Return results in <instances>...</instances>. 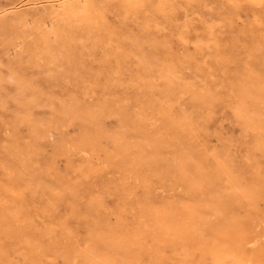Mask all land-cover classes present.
I'll list each match as a JSON object with an SVG mask.
<instances>
[{
    "label": "rangeland",
    "instance_id": "rangeland-1",
    "mask_svg": "<svg viewBox=\"0 0 264 264\" xmlns=\"http://www.w3.org/2000/svg\"><path fill=\"white\" fill-rule=\"evenodd\" d=\"M31 1L0 0V18L17 22L35 37L46 31L59 33L75 63H67L54 51L45 64L33 60L28 47L10 50L0 39V220L4 215L0 221V264H68L69 253L78 251L95 259V264H148L146 246L140 243L128 258L104 255L108 245L140 223L143 213L168 215L184 224L200 218L217 226L226 225L229 215L228 219L240 220L242 227L223 226L228 235L218 228H205L203 245L189 235L191 258L208 264L221 251L227 258L223 250L229 247L224 243L231 239L253 264H264V0L260 4L249 1L250 5L245 0H237V4L236 0H227L228 4L226 0H177L181 5L168 18L156 9L126 14L115 3L100 2L94 6V20L82 31L81 40L69 39L62 30L66 19L62 5L40 0V5L33 6ZM156 1L148 0V4L153 6ZM147 10L155 17L151 26ZM43 21L54 28H47ZM210 37L216 45L206 47ZM33 42L26 41L28 45ZM242 73L258 74V81L249 85L250 92L233 93V79L237 75L242 78ZM192 86L210 88L218 99L203 105L194 97L197 88ZM183 114L190 116L187 122L182 120ZM32 120L41 121L48 129L43 148H32L37 167L51 171L53 166L61 174L68 171V160L57 159L55 148L69 146L84 134L93 136L102 126L111 133L125 130L130 137L143 129L149 141L130 138L139 145L123 155L119 144L106 138L101 140L104 150H90L89 154L73 150V164L91 170L88 178L69 173V179L79 187L77 198L70 195L68 186L54 191L39 189L36 181L24 174L22 153L12 151L9 145L17 137L23 150L28 148ZM150 143L159 147L161 157L152 162L142 153L140 179L131 172L132 157L135 152H147ZM52 171L53 175L55 169ZM223 188L226 191L220 193ZM213 193L229 200L232 212L227 216L212 211ZM7 206L22 209L19 220L6 213ZM218 221L222 223H215ZM8 224L30 234L34 242L8 236ZM51 229L53 234H49ZM41 240L57 249L46 253ZM171 254L167 250L166 264H179ZM75 263L82 264L81 258Z\"/></svg>",
    "mask_w": 264,
    "mask_h": 264
},
{
    "label": "bare ground",
    "instance_id": "bare-ground-1",
    "mask_svg": "<svg viewBox=\"0 0 264 264\" xmlns=\"http://www.w3.org/2000/svg\"><path fill=\"white\" fill-rule=\"evenodd\" d=\"M47 1V0H45ZM48 1H52L56 7H59L60 5L63 6V15L66 17V19L64 20V25L62 27V30L65 31L66 35L72 39H83L84 38V34L82 31H86V26L89 24L90 21L94 20V6L98 5V3L102 2L105 3L107 5L113 4L115 3L116 6H118L119 8L123 9L126 14L127 13H132L134 15H138V13L140 12V9L142 8H146V9H156L160 12H163L166 14L165 18L170 17L173 13H175L176 8H178L179 5H181V3L177 0H157L154 4L155 5H150L148 4V0H48ZM231 0V3H233ZM249 3H256V4H260L262 2V0H245V2ZM32 5L33 6H38L41 4L40 0H32ZM227 4L229 1H227ZM237 2L234 1V4ZM242 3L244 1H241ZM249 3V5H250ZM264 3V2H263ZM233 4V5H234ZM237 4V3H236ZM241 4V3H238ZM244 4V3H243ZM149 5V6H148ZM230 5V3H229ZM43 6V5H42ZM235 6V5H234ZM239 6V5H238ZM256 6V5H254ZM242 7V5H241ZM259 7V6H258ZM235 8V7H234ZM237 8V7H236ZM235 8V10H236ZM263 8V7H262ZM28 10V9H27ZM264 11H262L263 13ZM146 16H147V21H148V25L151 26L153 25V23L155 22V17H150L151 13L150 11H146ZM264 14V13H263ZM24 15V14H23ZM30 15V14H29ZM32 17V16H31ZM258 17V16H256ZM25 18V17H24ZM28 19V18H27ZM25 20V19H24ZM29 20V19H28ZM32 20V19H31ZM40 20V19H39ZM38 20V21H39ZM213 20V19H212ZM27 21V20H26ZM210 21V20H209ZM256 21V20H255ZM261 21V20H260ZM42 22V21H41ZM45 22V21H43ZM208 23V22H207ZM210 23V22H209ZM212 23V22H211ZM28 24V23H27ZM25 24V25H27ZM43 24V23H42ZM261 24V22H260ZM47 28H51L53 29L54 26L49 24H46ZM43 26V25H42ZM27 27V26H25ZM38 27V26H37ZM229 27V26H228ZM255 27V25H254ZM201 29V28H200ZM254 30V29H253ZM55 31V29H54ZM59 33H55V32H49L46 31L44 33L41 34L40 37H35L33 36L32 31H29L28 29L25 30L22 28V26H20L17 22L15 21H10V19L7 18H0V39L1 41L8 45L10 50H15V49H19V48H29L30 51L32 52L31 54L34 56H30L33 58V60L36 59H41L44 60V63L46 64L47 61L51 60L52 54L54 53V51H57L60 58L61 59H65L67 61V63L73 65V63H75L74 58L69 54V47L68 45H62V43L60 42V35H58ZM209 35V34H208ZM211 36V35H210ZM217 36V35H216ZM221 36V35H220ZM208 37V36H207ZM206 37V39H207ZM218 37V36H217ZM263 37V36H262ZM209 38V37H208ZM223 38V36H222ZM252 38V37H251ZM33 39L34 42L30 45H28L26 43V41ZM254 39V38H253ZM227 40V39H226ZM258 40V39H257ZM257 40H255L257 42ZM264 40V39H263ZM220 41V40H219ZM222 42V41H220ZM198 45V44H197ZM204 45L206 47H211V45H216L215 44V40L212 39V37H210V39L208 41H206L204 43ZM216 48V47H214ZM218 48V47H217ZM224 48V47H223ZM191 49V48H189ZM206 49V48H205ZM28 50V49H27ZM195 50V49H194ZM17 51V50H16ZM22 51H24L22 49ZM196 51V50H195ZM223 51V50H222ZM27 52V51H26ZM208 52V50H207ZM17 54V53H16ZM212 54V53H211ZM18 55V54H17ZM21 55V54H20ZM24 55V53H23ZM209 56V53L207 54ZM213 55V54H212ZM27 56V55H26ZM199 56V55H198ZM202 56V55H201ZM57 57V56H56ZM206 57V56H205ZM222 57V56H220ZM227 57V56H226ZM24 59V58H23ZM27 60V59H26ZM206 60V59H205ZM203 60V61H205ZM217 60V59H216ZM25 61V59H24ZM30 61V60H29ZM38 61V60H37ZM230 62V61H229ZM31 63V62H30ZM29 63V64H30ZM43 63V62H42ZM43 63V64H44ZM206 63V62H205ZM44 64V65H45ZM51 64H53L51 62ZM207 64V63H206ZM38 65V64H36ZM43 65V66H44ZM218 65V64H217ZM228 65V64H227ZM33 66V65H32ZM222 65H220L221 68ZM229 67V65H228ZM213 69V68H212ZM223 69V68H222ZM225 69V68H224ZM214 70V69H213ZM228 70V69H227ZM226 70V71H227ZM230 70V69H229ZM224 72V70H223ZM254 72V71H252ZM222 73V71L220 72ZM228 74V72H225ZM52 74V72H51ZM219 74V73H218ZM244 74V73H242ZM48 76V74H47ZM200 76V75H199ZM226 76V75H225ZM258 74L255 73H250L247 75H242V78L239 77L238 75L235 77V79H233V83H232V91L233 93L239 92H250V88L249 85H252L256 80L258 81ZM177 78V77H175ZM224 78V77H223ZM227 78V77H226ZM264 79V77H263ZM20 82V81H19ZM18 83V82H16ZM220 83V82H219ZM26 84V83H25ZM257 86V85H256ZM191 88H197L195 86H192ZM201 88V87H200ZM252 92V91H251ZM238 94V93H237ZM252 94V93H251ZM254 94V93H253ZM263 94H264V83H263ZM13 95V94H12ZM193 95L194 97L198 100V102H200L203 105H207V104H211L214 100L218 99V94L211 90L210 88H202L201 90L195 89L193 91ZM236 95V94H234ZM240 96V94H238ZM20 96V95H19ZM35 95H33L34 97ZM22 97V96H21ZM24 98V97H23ZM237 98V97H236ZM32 99V98H31ZM193 99V97H192ZM238 99V98H237ZM15 100V99H14ZM28 100V99H27ZM256 100V99H255ZM19 101H23V100H19ZM127 101V100H126ZM17 102V101H16ZM37 101H35L36 103ZM103 102V101H102ZM257 102V101H256ZM21 103V102H20ZM19 103V104H20ZM38 103V102H37ZM261 103V102H260ZM18 104V103H17ZM23 104V103H21ZM40 104V102H39ZM262 104V103H261ZM42 105V104H41ZM45 105V103H44ZM260 105V104H259ZM40 106V105H39ZM43 106V105H42ZM46 106V105H45ZM167 106V105H166ZM175 106V105H174ZM262 106V105H261ZM21 107V106H20ZM255 107V106H254ZM181 108V107H180ZM106 109V108H105ZM138 109V108H137ZM262 109V108H261ZM17 111V110H16ZM15 111V112H16ZM256 111V110H255ZM19 112V111H18ZM178 112V111H177ZM20 113V112H19ZM255 113V112H254ZM262 113V112H261ZM247 114V113H246ZM126 115V114H125ZM124 115V116H125ZM184 115V114H183ZM254 115V114H253ZM173 116V115H172ZM182 116V115H181ZM262 116V115H261ZM248 117V116H247ZM160 118V117H159ZM178 118V117H176ZM262 118V117H261ZM21 119V118H20ZM58 119V118H57ZM56 119V121H57ZM145 119V118H144ZM157 119V118H155ZM190 119V116L185 114L182 118V120L184 122H187ZM251 119V118H249ZM159 120V119H158ZM166 120V119H165ZM169 120V119H168ZM192 120V119H191ZM160 121V120H159ZM158 121V123H159ZM263 121V120H262ZM261 121V122H262ZM16 122V119H15ZM55 122V121H54ZM150 122V121H148ZM157 122V120H156ZM175 122V121H174ZM254 122V121H253ZM258 122V121H257ZM260 122V121H259ZM264 122V121H263ZM48 123V122H45ZM61 123V122H60ZM64 123V122H63ZM69 123V122H68ZM171 123V122H170ZM255 123V122H254ZM57 124V122H56ZM59 124V123H58ZM96 124V123H95ZM175 124V123H174ZM264 124V123H262ZM47 125V124H46ZM60 125V124H59ZM103 125V124H102ZM126 125V124H125ZM193 125V124H192ZM257 125V124H256ZM261 125V124H260ZM13 126V125H12ZM30 126V144H28V148L24 149L21 147L19 140L16 137V139L14 138L13 141L10 142L9 148L16 152L18 154V152L22 153L20 155L23 156L22 159V168L24 170V174H28L30 177H32L36 183L40 186L37 187V189H45V188H50L49 190H58L61 187L64 186H68V188H70L71 194L74 197H79V187L77 184L73 183L72 180L69 179V173L73 172V173H78L80 175V177H86L88 178L89 176H91L88 172L91 171L90 169L87 170L86 169H80L77 165L73 164V161L71 159L70 153L73 150H76L78 152H82L87 153L88 151L92 150V151H96V150H104V148L102 147L101 144V140L103 138H106L108 141L113 142L114 144L117 143L120 146L119 149V154L123 155L124 153H129L135 146H138L139 142H148L149 141V136L147 135V132H145L143 129H138L133 136L130 137V135L127 134V131H122L121 133H111L108 132L107 130H105L103 128V126L101 127V129H98L96 131V134L93 136H86L84 134V136L80 137L78 140L68 144L69 146L66 145H60L57 148H55L56 150V158H66L68 160V171H66V173L61 174L59 170H57V168H54L53 166L49 168V170L52 171V169H55V173L52 175L50 172L48 171V169L44 170L42 168H38L37 167V163L35 162V159L33 157L34 155V151L32 150V148L37 149V148H43L42 147V140L47 136L48 134V129L47 127L41 122V121H36V120H32L29 123ZM156 126V125H155ZM255 126V125H254ZM51 127V126H50ZM60 127V126H59ZM154 127V126H153ZM177 127V126H176ZM259 127V126H258ZM263 127V125H262ZM261 127V128H262ZM58 128V127H57ZM123 128V127H122ZM128 128V127H127ZM152 128V127H151ZM264 128V127H263ZM258 129V128H257ZM56 130V129H55ZM58 131V130H57ZM121 131V130H120ZM262 131V130H261ZM263 132V131H262ZM161 134V133H160ZM65 135V134H64ZM262 135V134H261ZM59 137V136H58ZM68 138V137H67ZM133 139L136 141H132L130 142L129 140ZM25 139V138H24ZM70 139V138H68ZM67 139V140H68ZM29 140V139H28ZM72 140V139H71ZM70 140V141H71ZM105 140V139H104ZM102 140V141H104ZM154 140V139H153ZM172 140V138H171ZM151 141V140H150ZM160 141V140H159ZM8 143V142H7ZM116 144V145H117ZM138 144V145H137ZM143 144V143H142ZM141 144V145H142ZM58 145V144H57ZM108 145V144H107ZM7 147V145H5ZM105 146V144H104ZM162 146V145H161ZM56 147V146H55ZM109 147V146H108ZM114 147V146H113ZM164 147V146H163ZM54 148V147H53ZM52 148V149H53ZM117 148V147H116ZM161 148V147H160ZM5 149V148H4ZM110 149V148H109ZM184 149V148H183ZM8 150V149H7ZM6 150V151H7ZM10 150V151H11ZM23 150V152H22ZM41 150V149H40ZM177 150V149H176ZM182 150V149H181ZM185 150V149H184ZM260 150V149H259ZM5 151V150H4ZM4 151L2 153H4ZM43 151V149H42ZM110 151V150H109ZM160 149L157 145L150 143L149 145V150L146 151H142L141 153H134L133 157H132V173L134 174V176H138V178L141 176L140 174V169H139V165L143 162V158L144 155L143 154H147L146 156H148V158L150 159V161L159 157V152ZM55 152V151H54ZM11 153V152H10ZM14 153V154H16ZM143 153V154H142ZM185 153V151H184ZM195 153V152H194ZM199 153V152H198ZM1 154V153H0ZM16 154V155H17ZM80 154V153H78ZM89 154V153H87ZM200 154V153H199ZM202 154V153H201ZM11 155V154H9ZM13 155V154H12ZM82 155V154H81ZM189 155V154H188ZM55 156V155H54ZM85 156V155H84ZM88 156V155H87ZM126 156V155H125ZM124 156V157H125ZM198 156V155H197ZM15 157V155H14ZM18 157V155L16 156ZM91 156H89L90 158ZM121 157V156H120ZM122 157V159L124 158ZM161 157V156H160ZM159 157V158H160ZM184 157V156H183ZM187 157V156H186ZM190 157V156H188ZM203 159L204 156H200ZM20 158V157H19ZM126 158V157H125ZM15 159V158H14ZM21 159V158H20ZM57 159H53L56 161L57 163ZM184 159V158H183ZM19 160V159H18ZM78 160V159H77ZM188 160V158H187ZM190 160V159H189ZM188 160V161H189ZM14 161V160H13ZM54 161V162H55ZM107 161V160H106ZM112 161V160H111ZM110 161V163H111ZM146 161V160H145ZM156 161V160H154ZM186 161V160H185ZM19 162V161H18ZM180 162V161H179ZM2 163V162H1ZM20 163V162H19ZM109 163V162H106ZM150 163V162H149ZM187 163V162H186ZM5 164V163H3ZM12 164V163H11ZM21 164V163H20ZM19 164V165H20ZM55 164V163H54ZM53 164V165H54ZM93 164V163H92ZM114 164V163H113ZM112 164V165H113ZM127 164V163H126ZM56 165V164H55ZM105 165V164H104ZM128 165V164H127ZM180 165V164H179ZM14 166V165H13ZM21 166V165H20ZM108 166V165H107ZM119 166V165H118ZM117 166V167H118ZM122 166V165H121ZM187 166L192 169V166L189 164V162L187 163ZM3 167V166H2ZM174 167V166H173ZM15 168V167H14ZM19 168V167H18ZM203 168V167H202ZM215 168V167H214ZM221 168V167H220ZM5 169V168H4ZM7 169V168H6ZM5 169V170H6ZM17 169V166H16ZM96 169V168H95ZM119 169V168H118ZM120 169H127V168H121ZM258 169V168H256ZM261 169V168H260ZM21 170V169H20ZM98 170V168H97ZM184 170V168L182 169ZM210 170H213V168ZM209 170V171H210ZM215 170V169H214ZM222 170V168H221ZM11 171V170H10ZM16 170L14 169L15 172ZM95 171V170H94ZM128 171V169H127ZM186 171V170H185ZM218 171V170H217ZM8 172V169H7ZM26 172V173H25ZM53 172V171H52ZM130 172V170H129ZM130 172V173H131ZM214 172V171H211ZM210 172V173H211ZM129 173V174H130ZM188 173V172H187ZM216 173V172H215ZM6 174L7 173H3ZM13 174V173H12ZM16 174V173H15ZM23 174V173H22ZM176 174V172H175ZM185 174V173H184ZM228 174V173H227ZM27 175V176H28ZM210 175V174H209ZM220 175V174H219ZM223 175V174H222ZM8 176V175H7ZM9 176H11V174L9 173ZM190 176V175H189ZM218 176V175H217ZM227 176V175H226ZM6 177V176H5ZM16 177V176H15ZM212 177V176H211ZM208 178L212 179V178ZM225 177V176H224ZM223 177V178H224ZM11 178V177H10ZM22 178V177H21ZM20 178V179H21ZM29 178V177H28ZM71 178V177H70ZM137 178V177H135ZM137 178V179H138ZM221 178V177H220ZM16 179V178H15ZM13 179V180H15ZM18 179V181L20 180ZM25 179V178H24ZM24 179L22 180L23 182ZM129 179V178H128ZM140 179H143L142 177H140ZM215 179V178H214ZM230 179V178H229ZM2 180V179H1ZM231 180V179H230ZM27 181V180H26ZM29 181V180H28ZM210 181V180H209ZM219 180H217L216 182H218ZM140 182V181H139ZM144 183V181H142ZM233 182V181H232ZM3 183V182H1ZM29 183V182H28ZM32 185L35 183H33L31 181ZM212 183V181H211ZM210 183V184H211ZM13 184V183H12ZM213 184V183H212ZM211 184V185H212ZM218 183H215L214 185H216ZM253 184V183H252ZM234 185V184H232ZM238 185V184H237ZM236 185V186H237ZM2 186V184H1ZM14 186L15 183H14ZM26 186H27V182H26ZM29 186V184H28ZM144 186V185H143ZM210 186V185H209ZM208 187V186H207ZM217 187V186H216ZM223 187V186H222ZM221 187V188H222ZM231 187V186H230ZM4 188V186H3ZM220 188V189H221ZM234 188V187H232ZM35 189V188H33ZM36 189V190H37ZM46 190V189H45ZM66 190V189H65ZM226 191V189H222V191L220 193H222L223 191ZM235 190V189H234ZM233 190V191H234ZM238 190V189H237ZM245 191V188L243 189ZM41 191V190H40ZM39 191V192H40ZM64 191V189H63ZM232 191V192H233ZM236 191V190H235ZM59 192V191H58ZM57 192V193H58ZM61 192V191H60ZM188 192L191 193V191L189 190ZM219 192V191H218ZM217 192V193H218ZM231 192V193H232ZM240 192V191H238ZM56 193V192H55ZM216 193V194H217ZM218 193V194H220ZM242 194V192H240ZM48 194V193H45ZM53 195V193H51ZM213 193V195H216ZM238 194V193H236ZM240 194V195H241ZM232 195V194H231ZM50 196V193H49ZM212 196V194H211ZM211 196H208L209 198H211ZM234 196V194L232 195ZM238 197V196H237ZM240 197V196H239ZM243 197V196H242ZM226 197L221 194L219 196L216 195V197H214L211 201H210V207L212 209V211L216 214L221 213L222 215H225L226 213H231L232 211L229 210V206H228V202L229 200L225 199ZM236 198V197H235ZM234 198V199H235ZM239 199V198H238ZM245 199V198H244ZM208 201V203H209ZM245 201V200H244ZM239 202V201H238ZM243 202V201H241ZM247 203V201H246ZM237 204V202H236ZM5 205V204H4ZM3 206V205H2ZM14 206V205H13ZM11 206H7L6 209V213H10L12 214L13 218H16L19 220L20 215L22 214V209L21 208H14ZM5 207V206H4ZM249 207V206H248ZM4 209V208H3ZM231 211V212H230ZM5 212V211H4ZM141 213V212H140ZM238 213V211H237ZM256 213V212H255ZM254 213V214H255ZM2 214V213H1ZM4 214V213H3ZM226 214V216H227ZM214 215V214H213ZM232 215V214H231ZM256 215V214H255ZM4 216V215H3ZM2 216V218H3ZM217 216V215H216ZM229 216V215H228ZM227 221L228 223L226 225H223L222 221V226H217L215 225L213 222H209L205 221L204 219H193L192 221H190L187 224L182 223L179 220L174 219L173 217H170L168 215H153V214H144L142 216V220L140 221V223L134 227V229H132V231L128 232L126 235H124L122 237V239H119V241L117 243H114L112 245H108L106 251H104V255H106V257H111L113 256H119L121 258H128L131 255V251L133 248H135L136 244H143L146 246L147 249V253H148V257H149V262L148 264H166V257H167V250H171L172 254H173V260L179 262V264H207L206 262H202V261H195V259L191 258V255L189 253V235L194 239V240H201L200 245H203L202 243L204 242V230L205 228H211V229H220L221 232H223L224 234H227L228 231L225 230L223 231V226L225 227H230V228H241L242 227V222L240 220H236V219H228ZM259 216V215H258ZM257 216V217H258ZM11 217V218H12ZM1 218V220H2ZM209 218V217H208ZM218 218V217H217ZM225 218V217H224ZM225 218V219H226ZM256 218V217H255ZM258 218H261L258 217ZM257 220H261L258 219ZM220 219V218H219ZM218 219V220H219ZM0 220V221H1ZM216 220V218H215ZM214 220V221H215ZM263 221V219H262ZM11 223V222H10ZM215 223H219L215 222ZM219 223V224H221ZM5 224V223H4ZM12 224V223H11ZM8 224L7 229H6V233L8 236H14L17 239H19L21 242L25 241V238H27V240L29 242H34L33 237L30 234L25 233L24 231L20 230L18 228V226H14ZM218 224V225H219ZM263 224V222H262ZM4 228V227H3ZM120 230L122 229V227H119ZM232 229V230H233ZM54 229H51L49 234H53L54 233ZM216 232V231H215ZM218 233V232H216ZM45 234V233H44ZM245 234V233H243ZM228 235V234H227ZM26 240V241H27ZM12 241V239H11ZM42 241V240H41ZM198 242V243H199ZM257 243V242H256ZM14 244V243H13ZM16 244V243H15ZM26 244V243H25ZM226 246H228V249L223 250L226 253V257H224V253L221 252H216L213 255V258L211 260L210 263L208 264H253L252 260L245 257L244 254L242 252L239 251V245H237L238 243L233 242L231 239H225V243ZM45 248V252L49 253L51 250L57 249L56 248H52L51 245H49L46 241H42L40 247ZM250 246V245H249ZM254 246V244H253ZM233 247H236L237 249L234 250ZM28 248V247H26ZM30 248V247H29ZM39 248V247H38ZM103 248V247H102ZM94 249V248H93ZM44 250V249H43ZM80 250V249H79ZM55 251V250H54ZM62 251V250H61ZM96 251V250H94ZM99 251V250H98ZM34 252H36L34 250ZM63 252V251H62ZM76 252V251H75ZM87 252V251H86ZM30 253V252H29ZM66 254V252H64ZM88 253V252H87ZM92 253V250H91ZM101 253V252H100ZM52 254V253H51ZM93 255H96L94 253H92ZM171 254V255H172ZM50 255V254H49ZM61 256V255H60ZM100 256V255H98ZM97 256V257H98ZM45 257V256H44ZM69 260H68V264H73L75 262V260L81 258L82 264H95L94 260L91 259V257L89 258L88 256L85 255H81L78 251V253H69L68 255ZM94 257V256H93ZM34 259V258H33ZM102 259V258H100ZM45 260V259H44ZM98 261L96 260V263ZM104 262V261H103ZM102 262V263H103ZM78 263V262H77ZM35 264V261L34 263ZM76 264V263H75ZM98 264V263H97ZM100 264V263H99ZM104 264V263H103ZM260 264V263H257Z\"/></svg>",
    "mask_w": 264,
    "mask_h": 264
}]
</instances>
